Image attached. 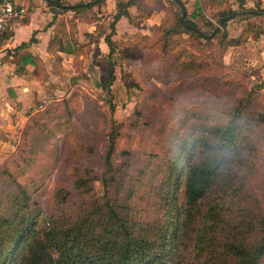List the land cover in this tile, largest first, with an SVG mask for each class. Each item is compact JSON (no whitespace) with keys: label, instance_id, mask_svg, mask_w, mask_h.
I'll return each instance as SVG.
<instances>
[{"label":"trees","instance_id":"obj_1","mask_svg":"<svg viewBox=\"0 0 264 264\" xmlns=\"http://www.w3.org/2000/svg\"><path fill=\"white\" fill-rule=\"evenodd\" d=\"M44 1L55 14L87 10L107 2L73 5L66 0ZM138 1H117L105 38L112 65L118 52L113 40L116 25L122 18L134 24L131 9ZM209 1L220 9L222 30L214 28L212 33H204L194 21L183 17L182 1L172 0L178 9L163 25L155 27L165 52L175 45L173 39L182 35L208 43L218 39L226 52L241 45V41L228 36L231 21L264 18L260 2L248 8L246 0L206 3ZM227 3H238L239 8H220ZM244 34L247 39L259 38L264 35V25H249ZM196 63L194 59L181 66L184 72L195 73L201 69ZM173 64L171 71L182 73L183 68ZM252 102L249 95L229 111L197 108L185 113L177 132L148 167L155 198L150 217H141L134 208L133 190L120 199L128 166L115 162L118 131L111 133L105 156V194L90 203L83 202L76 216L66 215L62 206L70 197L68 191H59L56 210L47 211L33 199L41 185L19 181L23 170L11 173L7 190L0 193V264H264V213L255 212L245 194L258 155L252 134L264 125V112L254 108ZM40 130L44 140L50 136L43 133L44 125ZM78 174L74 189L86 198L93 197L94 179L90 174Z\"/></svg>","mask_w":264,"mask_h":264},{"label":"rangeland","instance_id":"obj_2","mask_svg":"<svg viewBox=\"0 0 264 264\" xmlns=\"http://www.w3.org/2000/svg\"><path fill=\"white\" fill-rule=\"evenodd\" d=\"M117 1L108 0L100 14L107 15L110 9H115ZM181 1L186 18L204 33L221 29L220 9L215 3ZM236 1L239 0H233ZM258 1L246 0L247 7ZM232 6L239 8L238 3L220 8ZM176 9L172 0H139L131 9L134 24L116 28L115 65L105 55L96 57L90 44L85 49H74L73 61L68 55L56 61L55 74L59 78L45 79L46 95L36 103L35 116L30 121L29 114L24 128L15 134L13 148L0 153V193L7 190L9 175L23 170L25 174L18 180L41 185L33 193V199L45 210H56L57 193L66 190L70 197L62 205L64 212L76 216L83 202L90 203L105 194L102 182L105 156L111 133L118 131L115 162L128 166L120 199L133 190L134 208L141 217H150L155 198L148 167L157 161L155 154L162 153L163 144L177 132L188 110L229 111L251 95L253 107L264 112V35L259 41L254 36L247 39L244 34L249 25H264V18L247 23L240 19L231 21L228 36L241 41V45L226 52L218 39L208 43L189 35L175 37V45L165 52L161 34L155 27L168 21ZM178 15L181 17L182 11ZM104 17L98 19L102 22ZM194 59L197 66L201 64L200 71L184 72L181 65ZM173 61L183 68L182 73L171 71ZM42 125L46 129L43 133H50L45 140L41 136ZM252 139L258 155L245 194L254 211L264 213V125L257 127ZM75 174L92 176L93 197L86 198L74 189Z\"/></svg>","mask_w":264,"mask_h":264},{"label":"crops","instance_id":"obj_3","mask_svg":"<svg viewBox=\"0 0 264 264\" xmlns=\"http://www.w3.org/2000/svg\"><path fill=\"white\" fill-rule=\"evenodd\" d=\"M15 1L25 6L28 14L14 22L10 30L0 37V153L13 148L15 134L24 128L29 114L37 112V108L34 111L36 103L44 100L46 95L45 79L59 78L55 71L60 57L68 55L73 61V50L85 49L90 44L96 57L105 55L108 58L109 48L105 38L110 33L107 27L112 24L116 11L112 8L107 15L100 14L104 4L87 10L55 14L44 0ZM77 1L70 3L75 5L93 0ZM103 16L101 22L98 18ZM117 26L130 27L131 24L127 18H122Z\"/></svg>","mask_w":264,"mask_h":264},{"label":"built area","instance_id":"obj_4","mask_svg":"<svg viewBox=\"0 0 264 264\" xmlns=\"http://www.w3.org/2000/svg\"><path fill=\"white\" fill-rule=\"evenodd\" d=\"M28 14V9L17 1H0V37L7 33L11 25L22 20Z\"/></svg>","mask_w":264,"mask_h":264},{"label":"water","instance_id":"obj_5","mask_svg":"<svg viewBox=\"0 0 264 264\" xmlns=\"http://www.w3.org/2000/svg\"><path fill=\"white\" fill-rule=\"evenodd\" d=\"M185 15H186V11L184 10V11H183V17H184ZM113 72H114V71L111 72V76L113 75Z\"/></svg>","mask_w":264,"mask_h":264}]
</instances>
